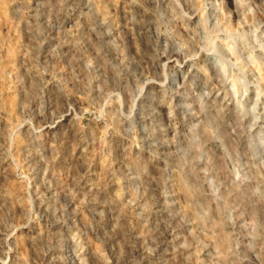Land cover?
Masks as SVG:
<instances>
[{
    "label": "rangeland",
    "instance_id": "obj_1",
    "mask_svg": "<svg viewBox=\"0 0 264 264\" xmlns=\"http://www.w3.org/2000/svg\"><path fill=\"white\" fill-rule=\"evenodd\" d=\"M263 1L0 0V264H264Z\"/></svg>",
    "mask_w": 264,
    "mask_h": 264
},
{
    "label": "bare ground",
    "instance_id": "obj_2",
    "mask_svg": "<svg viewBox=\"0 0 264 264\" xmlns=\"http://www.w3.org/2000/svg\"><path fill=\"white\" fill-rule=\"evenodd\" d=\"M264 2V1H263ZM262 2V3H263ZM219 6V5H218ZM207 25V24H206ZM214 27V26H213ZM211 28V27H210ZM209 30V29H208ZM212 30V29H211ZM204 31V30H203ZM214 33V32H213ZM196 36V35H195ZM237 36V35H236ZM235 36V37H236ZM215 37H216V35H215ZM210 38V37H209ZM227 38V37H226ZM225 39V38H224ZM223 39V40H224ZM233 39V38H232ZM230 44H233V43H230ZM211 51L213 52V51H215V53H217L216 54V58H223V56L221 55V52H224V56H228L227 54L229 53V55H231L232 53H236V51H237V49L235 50L234 49V47L232 48L233 50L231 51H228L227 53H225V51H222V46H220L219 44H217V43H214V42H212L211 41ZM234 46V45H233ZM224 47V46H223ZM227 48H228V46H227ZM231 49V48H230ZM223 54V53H222ZM228 58V57H227ZM224 59V58H223ZM215 62V61H214ZM215 65L218 67V68H220V69H222V68H224L223 66L225 65V63H223V61H221V60H217V62L215 63ZM223 70V69H222ZM143 91V90H142ZM210 94V93H209ZM214 99H216V98H214ZM146 133V132H145ZM149 135V134H148ZM151 136V135H150ZM154 137V136H153ZM140 139V138H139ZM150 144V143H149Z\"/></svg>",
    "mask_w": 264,
    "mask_h": 264
}]
</instances>
